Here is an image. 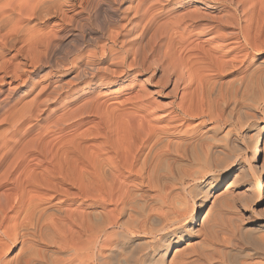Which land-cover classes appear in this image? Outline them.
<instances>
[{
  "label": "bare ground",
  "instance_id": "bare-ground-1",
  "mask_svg": "<svg viewBox=\"0 0 264 264\" xmlns=\"http://www.w3.org/2000/svg\"><path fill=\"white\" fill-rule=\"evenodd\" d=\"M144 1L137 0V6ZM117 2L119 0H0V73H3L0 83L10 77L22 85L30 83L29 87L33 86V79L26 76L27 67L45 68L46 76L52 71L68 70L67 66L73 68L71 81H67L70 89L63 91L64 84L60 81L48 83L44 88L40 85L42 91L45 90L44 96H47L43 102L38 99L39 89L37 97L28 103L21 99L9 105L1 99L0 111L3 110V114L0 119L10 130H17L29 119L37 118L42 111L39 104L41 107L54 104L62 93L66 99L61 107L67 110L78 98L88 94L91 85L88 81L96 76H101L97 85L103 90L97 96L89 97L84 108L75 115L64 117V113L44 129L40 125H29L21 133L23 138L21 135V138H13V133L9 137L8 127L5 129L7 135L0 133V264H44L38 243L32 242L43 241L44 231H50L43 222L56 214L67 215L68 208L55 204L56 201L54 204L43 201L44 196L41 199L38 190L61 192L67 191L66 187L74 189L80 199L85 197L90 201L87 209L78 214L79 233L74 235L80 240L76 246L81 248H76L74 253L80 264H264V217L258 216L253 209L260 204L259 191L254 199L248 201L250 205L246 208L249 214L245 218L229 216L233 201L230 195L243 173L234 176L218 196L213 194L221 187V179L211 178L197 192L192 187L193 182L203 183L205 175L211 176L216 170L228 171L231 162L243 151L242 144L230 135L233 131H226L224 141L222 137L213 140H222L224 143L220 146L219 141H207L206 135L187 130L190 126L186 124L206 118L221 130L232 121L233 113L238 114L235 109L226 113V108L238 94L246 97L250 84L248 78L241 85L234 83L224 87L216 77L206 73L226 68L240 56H246L249 50H260L259 45L253 44L252 34L264 25V0H157L174 6L173 9L180 14L169 18L167 27L161 24V16L159 21L155 14L149 15L150 18L147 20L146 17L147 21L140 26L141 30L138 28L140 32L129 38L136 40L132 44L133 40L129 43L128 37L135 29V20L128 16L130 9L113 7ZM185 4H194V7L181 13ZM225 9H228V16L221 13ZM91 10L102 12L107 19L121 21L120 31L109 27L106 33L105 37L112 44H88L84 49L82 44V49L76 47L71 61L57 57L58 47L55 50L54 45L58 39H63L69 30L82 28L86 20L84 15L93 12ZM141 10L139 14L144 13ZM202 21L210 25L199 27ZM162 25L166 29L164 43L150 44L153 37V40L157 38ZM44 30L48 31L44 34ZM149 32L152 33L151 39L143 40ZM120 34H123V39L121 44H116ZM68 35L67 40H72L74 35ZM201 36H205L203 42L191 44V39ZM10 52H14L12 58L7 56ZM155 54L159 56L156 55V61L152 60ZM227 59L229 61H225ZM130 73L134 77L147 75L144 80L147 85L152 83L153 91L148 92L140 85L135 94L124 97L122 101L115 100L117 105L104 106L100 98L118 99L123 93L121 85ZM248 76L249 81L252 80ZM255 77L256 83L264 86V76ZM169 83L172 87L166 92ZM80 84H83L81 89H72ZM112 87L119 88L110 92ZM240 87L242 91L239 93ZM154 95L170 99V102H155ZM198 101L201 102L199 107H203L204 101L207 110L198 111ZM50 111L55 112V109ZM88 115L98 117L101 122L81 132L86 124L83 117ZM77 120L79 122L75 126L71 125ZM203 120L198 125L203 124ZM34 128L38 135L25 139L24 135ZM261 130L255 129L246 146L249 162L255 169L261 162L264 149ZM87 139L92 143L88 145ZM262 170L261 162L259 172ZM94 191L99 195L93 196ZM112 191L116 201L109 196ZM50 196L53 197H46ZM101 202L113 203L114 216L109 217L111 211H108L109 216L92 211L98 204L100 207ZM217 205L224 209L223 212L215 217L216 223L213 220V228H204V221ZM199 214L204 215L199 223L201 227L196 229ZM124 217L126 220L121 221ZM111 227V232H108L107 228ZM86 234L88 238L83 241ZM197 237H202L199 239L203 241L216 239L217 246L218 237H221L224 242L219 241L224 249H212L207 243L209 248L206 246L203 252L202 249L199 251L195 245ZM99 239H102L100 249L97 247ZM182 244L185 246L181 247ZM17 245H20L17 253L6 259ZM172 252L167 263L166 259ZM254 254H260L263 259L253 262Z\"/></svg>",
  "mask_w": 264,
  "mask_h": 264
},
{
  "label": "rangeland",
  "instance_id": "rangeland-1",
  "mask_svg": "<svg viewBox=\"0 0 264 264\" xmlns=\"http://www.w3.org/2000/svg\"><path fill=\"white\" fill-rule=\"evenodd\" d=\"M153 1H156V3L153 2ZM153 1L152 0H148V1L146 0V1L143 2V4L139 5V7L137 6V3H136L137 0H131V1H129V0H121L120 1L119 0V2H117V4H114L113 5V7L118 8V9H121V10L122 9L123 10L130 9L128 11V16H130V17L132 16V18L135 20L134 24H135V29L136 30L134 29V30L130 31L129 37H128V40H129L128 42L129 43H130L131 39L136 36L135 34H138V32H140L139 29L141 30V27L145 23L144 21H147L150 17L153 16V14H155L154 16H157L156 18L159 21H160V16H161L162 19H161L160 22H161V24L164 23L165 25L164 24L163 25L166 26V27H167V25L169 23L168 20H170L173 17H176V16H178L180 14V13L178 14L177 11H175L176 9H173L174 6H171L169 4L167 5L165 3H158L157 0H153ZM177 3H179V2H177ZM152 6L154 7V9H153ZM140 7H141L142 10L140 9ZM182 7H183L181 9L182 11L180 10V12L181 13H185L187 9L188 10L189 9H192L194 7V4H185ZM159 8H161V9H159ZM139 9L141 10V12L144 11V13L142 12V13L139 14V11H140ZM156 9H158V10H156ZM91 11H93V12H90L91 14L89 13L88 15H84V18L86 20L83 21L84 26L82 28H77L75 30L72 29V30H69L67 32V35L68 34H73L74 35V37L72 38V40L70 39L71 41L70 40L69 41L67 40V38H66L67 35L65 33L63 39H61V40L58 39L59 42L57 44H55L56 46L53 44L54 47H55V50H56L57 47L59 48V49L57 48V50H56L57 51L56 54H58V55H56L57 57H59V58L60 57H65L66 60L71 61L72 60L71 58H73L74 55H75V53H76L75 52L76 51V47H77V49H82V46L84 45L83 46V49H84V47H88V44H95V43L96 44H101V42L103 44H112L111 41H110V39H108V37L107 38L105 37V36H107L106 33H108V30H110V29H113V30H116L117 29L118 31H120V25L122 24L121 21H119L117 19H113V20L112 19H109V18L107 19L106 18L107 16L105 17L102 12L95 13V10H91ZM134 11H135V13H134ZM145 11L148 12L149 14L148 13L145 14ZM152 11L154 13H152ZM227 11H228V9H225V11H223L221 13H224L225 16H228L229 14H227ZM151 13H152V15H151ZM170 13H172V14H170ZM159 14H161V15H159ZM212 14L214 15L215 13H212ZM149 15H150V17H148ZM174 15H176V16H174ZM217 15L219 16L221 14L220 13L219 14H215L214 16H217ZM146 17H147V20H146ZM165 18L167 20H165ZM137 24H139V25H137ZM198 25H199V27H202V26L203 27L204 26L207 27V26L210 25V23H208L206 21L205 22L202 21V22H199ZM162 26L158 29L160 32L158 33L157 38L155 40H153L154 39V37H153V39L151 40L152 42L150 41L151 42L150 44H152V43L154 44L155 42H156L155 44H163L164 43L163 37L165 36L164 35V32H165L166 29H165L164 26H163V28H164L163 29ZM109 27H110V29H108ZM45 31L46 30H44V34H45ZM83 31H84V33H83ZM76 33H78V34H76ZM151 34H152L151 32L146 33V35H144L145 37H144L143 40L148 41L147 39H149V38L151 39V37H152ZM120 35L121 36H119V38H118V40L119 39L120 40L117 41L116 44H121V41L123 39L122 38L123 37V34H120ZM90 36H91V38H90ZM131 36H132V38L129 39ZM196 38L195 39L194 38L191 39V42H192L191 44H198V43H201V42H203L205 40V36L198 37L197 39ZM89 39H94V41L93 40L90 41ZM261 39H262V41H261ZM132 40L133 41H131L130 44H132L133 42L136 41V40L134 41V39H132ZM143 40H142V43L144 42ZM253 41H254L253 44H257V45L260 46V50H249L248 53L246 54V56H240L239 57L240 59L238 58L240 61L237 60L236 61L237 63L236 62L229 63L230 65L228 64L227 65L228 67L226 66V68H221L219 71H217V72L215 71V73L214 72L213 73L212 72L211 73L210 72L209 73L208 72L206 73V74H209L212 77L214 76V78L216 77V79L218 81L222 82V84H223L224 87H228L227 85L232 86V85H234V83H236L235 84L236 86H238V84L241 85L242 82H244L243 80H247L245 78H248L247 81L250 82V84L248 86V92L246 94V97H244V98L243 97H240L239 96L240 94H238V96L236 97L237 99L235 101L230 102L229 103V107L226 108V111H227L226 113H228L230 110H233V109H235L236 112L238 110V114L233 113V115H232L233 116L232 117V121H231L232 124L230 122V123L226 124L225 126L221 127V130H220V129H218L215 126L216 124H213L212 122L208 121L206 118H204V120L201 119V120H195V121H191V122L186 123V124H189V126H190V127H188L190 129H187V130H190V131L194 130L196 132L198 131L199 134L206 135L205 137H207V138H205V139L207 141H210V140L213 141L215 138H219V140H220L221 137H222L221 139L223 140V137H224L223 134H225L226 131L227 132L228 131L229 132L230 131L231 132L233 131L232 133H230V135L232 137H236L235 139L237 141H239V143L242 144L243 151L237 156L238 158H236L235 160H233V162H231L232 166L230 167V169L228 171L227 170H218V171L216 170V171H214L211 174V176L205 175V177L203 179L204 180L203 183L200 182V181L193 182V184L191 183L192 184V187H194L195 191L197 192V190H200V188L202 186L206 185V183L208 181H210L211 178H213V179L215 178V179H218V180L221 179L220 180L221 181L220 182L221 183L220 184L221 187L218 188V190L213 194L214 196H218V195H221V193H223L225 187L228 185V183H230L233 180L234 176L236 177V175H238L239 172H242L243 175L241 176V178H239L240 180L238 179L237 186L235 187V189H233V192L231 193L232 195H230V197L233 199V201L231 202L232 207H231V210H230V213H229V216L231 218H237L239 216L240 217H243L244 216V218H245V216H247L249 214V213H247V209L248 208H246V207H248V206H246V205H250L249 202H250V200L254 199V197L257 196V194H258L257 191H259V193L261 195V200H260V204L258 206H254L253 209H255V213L258 216H263L264 217V149L262 150V153H261V162H262V166H263V170L261 172H259V165L261 164V162L258 165L257 169H255L254 168V165L251 162H249V159H248L249 152L246 149V146H247V144L249 142V139H250L249 137H251V135L255 131V129H257V128L262 129L261 130V133H262V138L264 139V86H260V84H257L258 82L256 83V80H255V78H256L255 75H258V76L259 75H262V76H264V43H263L264 42V25L261 26L258 29V31L254 32L252 34V42ZM56 42H57V40H56ZM79 44H81V46ZM124 44H126V43H124ZM64 52H65V54H64ZM67 52H68L69 56H68V54H66ZM60 54H62V55H60ZM11 55L14 56V52L8 53V55H7L8 58L9 57L12 58ZM156 55L157 54H155L152 57V60L155 59L154 61H156L158 59L159 56L157 55L158 56L157 57ZM229 58H231V57H229ZM225 61H229V60L227 59ZM231 64H233V65H231ZM234 65H236V66H234ZM67 67H69L68 70L62 69L63 71L60 70V72L59 71H52V73L50 72L48 76L44 75V73L47 71L45 68L36 69V68H29V67H27L26 68L27 69V72H26L27 75L26 76L29 78V80L30 79H33V81H32L33 86H31V87H29L31 85L30 83H27V86H25V85H22V83L20 81H17L16 82V81H13L10 77H6L4 79V82L0 83V100L1 99H5L4 101L7 104H9V105L16 104L15 103L16 100L18 101V100H21V99H22V101L24 103H28V102L31 101L32 98L37 97L36 96V93L39 90L42 91V88H40L41 86H43V88H44L48 83H54L55 81H60V83L64 84V90L63 91H66L67 89H70V86H68L67 83L71 81L70 77L73 75V68H71V66H67ZM236 67H238V68H236ZM248 74L251 76V79H252L250 81H249L250 77L248 76ZM60 75H63V76H60ZM1 76H3V73H0V77ZM146 76L147 75L144 74V75L139 76V77H134V75L130 73V75H128V78H126L125 82L121 85V86H123L121 88V89H123V93H122V95H120V97L118 99H113L111 97H106L105 96V97L100 98V102L102 101V103L104 104V106H108V105L111 106V104L112 105H117V103H116L117 101H122L125 98L129 97L130 95H133L137 91H139V86L140 85L141 86L143 85L144 88L148 92L153 91L152 83H151V85H147L146 82H145V80H144V79L147 78ZM246 76H248V77H246ZM100 77L101 76H96L92 80H89L88 82L91 85L89 84L90 85V91L88 92V94H86L85 96H81L80 98H78L74 103H72L68 107L67 110L64 111L62 109V107H61L62 106V103L66 99L65 93H62V96H60L54 104L47 105L46 107H43V106L41 107V104H39L40 105L39 110H42V111H40V114L38 115V117L37 118H31V119H29L30 121L28 120L29 122L27 121V124L25 122V124H23L21 126V128L20 127L17 128V130L16 129L13 130V131L10 130V127L7 126V124L1 122V119H0V133L2 135L3 134L5 135L6 134L5 133V131H6L5 129H8L9 128V131H11V132H9L7 130L8 131L7 134H8L9 137H12L13 136V138H15V137L16 138L17 137L21 138V136H22V138H23V134H21V133L24 132L27 129L26 127H29V125H34V126L40 125V127L44 129V128H46L48 126V123H50V122H51V124L54 123L56 121L55 119H58L62 115H65L66 114L64 117H69L68 114H70V115L77 114L79 111H81L84 108V106H85L84 104H86L85 102L88 101L89 97L91 99V98L97 96V93L103 92V90L101 88H99V86L97 85V83H99L101 81L100 80ZM237 77H239V78H237ZM241 77H243V78L240 80ZM237 81H238V83H237ZM171 85H172V83H169V85L166 88V92H168L169 89H171V87H172ZM82 87H83V84H80V85H78V86H76L75 88H72V89H79V88L81 89ZM91 87H93V89H91ZM118 88L119 87H112V88H110V92L111 91L113 92L115 89H118ZM137 88H138V90H137ZM23 91L25 92V95L22 94ZM41 91H40V93L39 92L37 93V94H39L38 99L40 98L39 100H42V99L43 100L44 99L46 100V97L47 96H44L45 95L44 94L45 93V90H43L42 92ZM240 91H242V88L241 87L239 88V93H240ZM104 92H105V90H104ZM47 93L48 92H46V95H47ZM154 96L153 97H154V99L156 101L154 99L153 100L155 102L160 103V104H163V103L164 104H167L168 101L170 100V99L164 98L163 96H159V95H154ZM85 99H87V100H85ZM43 100H42V102H43ZM115 100H116V102H115ZM25 101H27V102H25ZM112 101H114V103ZM42 102H40V103H42ZM203 102H202V106L203 107H199L201 105V102H199V101L197 102V104H199L197 106V110L199 111V109H201L200 112L203 111V110H205V109L207 110V108H205L206 105ZM102 103H100V104H102ZM239 103H240V105H239ZM100 104H99L100 107H104L103 105H100ZM9 105H7V106H9ZM125 107H127V106L125 105ZM52 109L53 110L55 109V112H51L50 110H52ZM205 112L207 113V111H205ZM1 114H3V110L0 111V115ZM91 116L92 115H90V116L88 115V116H84L83 117V121L86 124L82 127L81 132L84 131L85 128L87 129V128L91 127V126H94V123L96 125V124H98V123L101 122V121H99V118L98 117H96V116H92L91 117ZM244 116L245 117H248V118L244 119L245 118ZM85 117H87V118H85ZM236 117H237L238 120L236 119ZM126 119H128V118L126 117ZM202 120L204 121L203 124L198 125ZM235 120H236V123H235ZM78 122H79V120L74 121L73 123H71V125L75 126ZM246 122H247V124H246ZM231 125H233V126H231ZM217 129H218V131H216ZM203 133H205V134H203ZM11 134H12V136H11ZM16 135H18V136H16ZM19 135H21V136H19ZM37 135H38L37 129L34 128L31 132H28L26 135H24V138L25 139H28V138L29 139L30 138L32 139V138H34ZM219 140H215V141L218 142ZM222 140L219 141V142H221L220 143V146L224 143L223 142L224 140L223 141ZM215 141H213V142H215ZM87 143L89 145L92 142L90 141V139H87ZM249 167L250 168L252 167L251 168L252 171L249 170L250 169ZM196 169L197 168H195V170ZM193 176H195V174ZM195 177H197V176H195ZM258 187H259V189H258ZM65 189H67V191H63L62 190L63 192L62 191L61 192L60 191L59 192H55L53 190L44 189V188H40V190H38L41 193V196H40L41 199H42V196H44V198H46V199L43 198V201L48 200V201L52 202V204H54L55 201H56L55 204H60V205H62L66 209L68 208L66 210V213L68 212L67 215L65 213H63L64 215L63 214H56L55 216H53L54 218H57L59 221L57 219H54L53 220V217H52L49 220H46L47 222L46 221L43 222V225H46V226L50 227L49 228L50 231H44L43 238H42V239H44L43 241L41 239H39L38 242H37V240H36V242H32L33 244H35V243L37 244L38 243L37 244V247H39L40 252L42 253V255L44 257V260H43L44 261V264H59V263L60 264H75V263L80 264V261L78 262L77 259L74 258L75 254H76L75 253L76 252L75 249L76 248L77 249H80L81 248V246H76V245H78V241L80 242V240H78V236H74V235H77L79 233V229H78V227H79V225H78V214H79V212H81V211L84 212L87 209L86 206L90 203V201L86 200L85 197L83 199H80L77 196V192L74 189H70V188H67V187ZM113 191H116V189H113ZM42 192H44V194ZM46 192H47V194H46ZM66 192H67V195H65ZM93 193H94L93 196H95V194H96V196H97V194L99 195V192L97 193V192L94 191ZM54 194H55V196H54ZM113 194H114V192L111 193L109 196H113L114 197L115 195H113ZM34 195H36V194H34ZM49 195H52L53 197H51V196L50 197H46V196H49ZM113 197H110V198H112V199H114V201H116L115 200V197L116 196L114 198ZM97 198L99 199V201H101L99 197H97ZM232 199H230V201ZM189 203H190V199H189ZM210 203H211V199L208 201L207 207L210 205ZM218 206L219 205H217L213 209L211 215L208 217V219H206V221H204V224H203V227L204 228L211 229V228H213L215 226V223H216L215 220H214L215 217L217 218L219 216V214H221L220 212H223V210H224L223 208H221L220 206L218 207ZM206 208H205V210H206ZM217 210H219V211H217ZM69 211H71V212H69ZM92 211L97 212V213L100 211V213L102 212V214H106V216H109L110 213L112 212L111 213V216H109V217H112V215L114 216V214H115L114 213V205H113V203L110 204V203H106V202H101L100 203V207H99V204H98L97 205V208H94ZM108 211L109 212L111 211V212L109 213ZM69 215H70V218L67 217ZM203 215L204 214H202V216H200V214H199L197 216L198 218H197V222H196V224H197L196 229H198V228L201 227V224H199V223L201 222V219H202ZM126 218L127 217L122 218L121 221H125ZM73 219H75V220H73ZM213 220H214L215 223L213 222ZM53 222H54V224H53ZM44 223H46V224H44ZM66 224H68V225H66ZM247 225L249 226V224H247ZM66 230H68V231H66ZM107 230H108V232H111L112 227L111 228H107ZM58 233H60V234H58ZM85 237L88 238V234L84 235V237L82 239L83 241H86L87 238H85ZM199 238H202V237L195 238V240L197 242V244H195L196 247H197L196 249L199 250V251L202 249L201 251L203 252L204 247L207 246V243H208V246H210V248H212V249H213V247L215 249H217L218 251H222L224 249L223 248V244L221 245V242L222 241L224 242V240L221 239V237H220L221 242L219 241L220 239L218 237V246H217V240L216 239L215 240H211V241H203V240H201ZM55 239H57L56 240V244H55ZM72 241H73V243H72ZM74 241H76V242L74 243ZM219 242H220V244H219ZM57 243H58V245H57ZM100 243L102 245V239H99V241L97 243L98 249H100L99 248V246H101ZM38 245H40V246H38ZM80 245H83V243H81ZM200 245H201V248H200ZM184 246H185V244H182L181 247H184ZM208 246H207V248H209ZM220 247H221V249L222 248L223 249L220 250L219 249ZM19 248H20V245H17L14 249H12V251L7 255V258L6 259L13 258V256L17 253L16 251H18ZM72 251H73V253H72ZM13 253H14V255H13ZM104 253H106V251ZM172 254H173V252L166 259V262L167 263L170 261V258H172ZM258 255L260 256V254H254L252 256V261L254 260L255 262H258V260L263 259V256L261 258V256L259 257ZM200 262L201 263L202 262L205 263L204 259L203 260L200 259Z\"/></svg>",
  "mask_w": 264,
  "mask_h": 264
}]
</instances>
